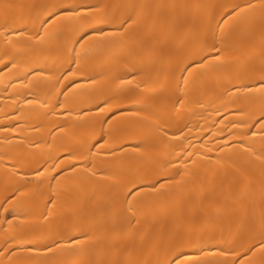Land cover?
Listing matches in <instances>:
<instances>
[{
  "label": "bare ground",
  "instance_id": "1",
  "mask_svg": "<svg viewBox=\"0 0 264 264\" xmlns=\"http://www.w3.org/2000/svg\"><path fill=\"white\" fill-rule=\"evenodd\" d=\"M0 205V264H264V0H0Z\"/></svg>",
  "mask_w": 264,
  "mask_h": 264
},
{
  "label": "snow or ice",
  "instance_id": "2",
  "mask_svg": "<svg viewBox=\"0 0 264 264\" xmlns=\"http://www.w3.org/2000/svg\"><path fill=\"white\" fill-rule=\"evenodd\" d=\"M67 11L69 14H71V13L75 12L76 9L75 8H69ZM77 43H79V41H77ZM204 59H207V57H204L201 61H199V63H203ZM61 94H63V93H61ZM153 187H154V185H153ZM135 191H137V189H133V191L129 193V196L134 195ZM0 207H3V205H0ZM198 251H199V253H203L206 251V249H204L203 247H200ZM188 255H190V254L184 252L183 250L178 249L175 252V254L172 255V258L168 261V264H182V262L185 261V257ZM186 264H210V262L201 261L199 259H191V260H188L186 262Z\"/></svg>",
  "mask_w": 264,
  "mask_h": 264
}]
</instances>
